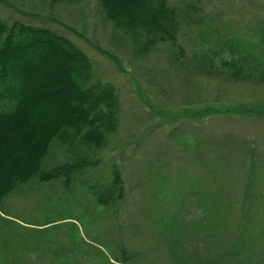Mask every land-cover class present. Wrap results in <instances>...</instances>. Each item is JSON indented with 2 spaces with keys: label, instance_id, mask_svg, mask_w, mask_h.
Here are the masks:
<instances>
[{
  "label": "trees",
  "instance_id": "16d2710c",
  "mask_svg": "<svg viewBox=\"0 0 264 264\" xmlns=\"http://www.w3.org/2000/svg\"><path fill=\"white\" fill-rule=\"evenodd\" d=\"M97 5L101 17L129 40L134 55L142 56L162 42L176 48L175 58L182 53L177 35L185 14L169 0H97ZM225 27L228 24L208 31L196 28L194 69L204 76L264 81V11L249 2V21L242 31ZM35 94H63L65 107L48 110L31 101ZM119 110L113 83L93 75L90 58L71 39L43 24L0 17V204L20 185L59 179L63 190L77 193V202L82 196L90 209L95 203L115 216L124 194L116 164L110 165L104 182L98 177L77 182L85 188L75 184L80 171L97 162L80 145L100 147L116 129ZM54 142L69 155L40 169ZM240 147L241 183L236 192L227 190L226 177L213 169L215 158L202 163L204 175L158 177L155 198L144 214L166 263L264 264V165L248 143ZM60 204L72 213L23 221L0 211L5 222H0V259L6 251V264H82V255L73 252L77 242L59 239L65 227L74 237L75 220L82 212L76 214L65 198L45 203L43 210H56ZM95 238L107 247L105 264H141L145 250L116 237ZM7 241L11 244H4ZM15 244L20 250L11 253ZM28 248L35 256L25 254Z\"/></svg>",
  "mask_w": 264,
  "mask_h": 264
},
{
  "label": "rangeland",
  "instance_id": "374dc122",
  "mask_svg": "<svg viewBox=\"0 0 264 264\" xmlns=\"http://www.w3.org/2000/svg\"><path fill=\"white\" fill-rule=\"evenodd\" d=\"M249 2L264 11V0H169L185 14L177 35L182 53L175 58L176 48L168 42L158 43L142 56L134 55L129 40L101 17L97 0H0L1 18L43 24L63 34L88 55L94 76L113 83L120 102L118 125L100 147L80 145L97 162L80 171L75 185L85 188L77 182L86 178L93 182L100 177L104 182L111 164L118 166L124 183L115 216L95 203L90 209L82 196L77 202L73 199L77 193L63 190L59 179L20 185L2 200L1 214L23 221L62 217L72 213L67 205L60 204L56 210H43V205L65 198L82 216L75 220L74 237L65 227L59 239L77 242L73 252L82 255V264H105L108 259L107 247L95 236L116 237L145 250L141 264H168L144 214L155 198L158 177L204 175L202 163L215 158L213 169L226 177L227 190L236 192L241 183L242 142L264 165V81L204 76L192 62V45L199 40L196 28L208 31L225 23L227 30L240 33L249 21ZM31 98L48 110H63L66 104L63 94ZM68 155L62 144L54 142L40 169ZM0 222L5 223L2 217ZM14 248L11 253L20 250L16 244ZM4 253L0 264L9 257ZM25 254L36 253L28 248Z\"/></svg>",
  "mask_w": 264,
  "mask_h": 264
}]
</instances>
